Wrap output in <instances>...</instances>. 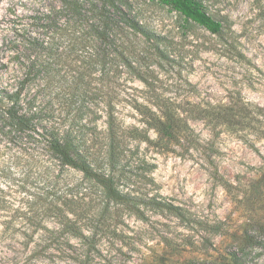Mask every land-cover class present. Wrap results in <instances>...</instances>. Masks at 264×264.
<instances>
[{
  "label": "rangeland",
  "instance_id": "obj_1",
  "mask_svg": "<svg viewBox=\"0 0 264 264\" xmlns=\"http://www.w3.org/2000/svg\"><path fill=\"white\" fill-rule=\"evenodd\" d=\"M80 2L90 9L97 0ZM128 2L157 37L128 29L119 38L129 63L117 57L103 66L90 60L89 47L75 46L82 29L63 35L58 28L73 21L65 0H0V97L40 55L53 77L28 81L24 95L35 97L43 122L73 123L77 112L66 99L75 88L88 95L79 124L94 129L74 136L102 139L112 105L125 134L117 137L129 157L135 153L118 189L165 196L204 223H182L140 199L137 206L104 201L102 187H90L81 171L60 167L46 150L22 151L0 124V264H223L242 245L245 224L264 220V0H202L223 21L221 34L159 0ZM146 107L159 115L189 109L188 126L182 135H163Z\"/></svg>",
  "mask_w": 264,
  "mask_h": 264
},
{
  "label": "trees",
  "instance_id": "obj_2",
  "mask_svg": "<svg viewBox=\"0 0 264 264\" xmlns=\"http://www.w3.org/2000/svg\"><path fill=\"white\" fill-rule=\"evenodd\" d=\"M161 3L170 5L178 11L186 21H192L213 34H221L225 28L222 20L214 17L207 10L202 0H159ZM126 5V6H125ZM65 8L70 10L73 15V21L66 19L58 28L63 35L69 33V29L74 27L82 29L81 37H77L75 46L80 45L89 47L91 50L90 60L99 62L103 66L111 60L119 57V60L128 64L126 50L123 49V43L119 36L126 35L127 30L139 32L148 39L157 37L150 35L133 13V7L128 0H100V3L93 2L90 9H86L80 0H65ZM126 30V32H125ZM87 33L83 37V33ZM121 34V35H120ZM119 42V43H118ZM35 47L42 49V43L35 42ZM122 47V49H121ZM77 58V57H76ZM90 65V64H89ZM88 68V64H86ZM44 63L37 57H30L25 66L24 78H21L14 88L5 91L0 97V124L2 127H8L10 133L15 135H3L9 138V141L19 145L22 151L34 154L37 149L46 150L53 160L59 163L62 168H74L81 171L84 178L89 180L90 187L101 186V194L104 201L120 199L124 203L132 202L137 204L140 199L145 205L152 206L157 213H168L177 218L182 223L199 222L194 218L193 213L182 206L176 204L165 196L132 195V192L122 193L116 181L122 178V170L128 164L130 157L134 156L127 152V143L117 135L120 133V125L113 112V106L108 105L106 109L107 126L102 139L95 137H76L74 135H88L87 123L79 124L82 119L79 113L86 108V93L74 91L67 98L69 106L76 109L77 114L67 128L50 127V124L43 122V111L35 108V97H25L26 83L39 76L51 79V73L44 72ZM43 69V73L41 70ZM84 71L73 73L72 83L75 85ZM43 74V75H41ZM46 77H45V75ZM147 108V107H146ZM150 113V119L163 135H182L185 126H188L189 109H174L167 107L159 115L157 111L147 108ZM212 114V112H211ZM220 114V113H218ZM224 114H226L224 112ZM46 122V121H45ZM77 122V123H76ZM50 127V128H49ZM77 127V128H76ZM96 130V129H95ZM23 134V135H22ZM97 135V134H94ZM129 157V158H128ZM138 166L146 164L144 158L136 159ZM107 169V173L105 172ZM89 187V186H88ZM81 199H83L81 197ZM72 200V199H71ZM134 200V201H133ZM78 202V201H77ZM61 210V209H59ZM135 212L143 215L145 212L141 207H136ZM102 212L101 214H105ZM73 228V227H72ZM74 230V229H73ZM74 234L85 238H90L82 230H74ZM243 243L239 245L236 251L228 253L230 257L224 259L223 264H247L246 258L252 256L258 258L251 264H261L260 250L264 247V220L250 221L242 229ZM256 255V256H255ZM188 264H198L196 261H186Z\"/></svg>",
  "mask_w": 264,
  "mask_h": 264
}]
</instances>
